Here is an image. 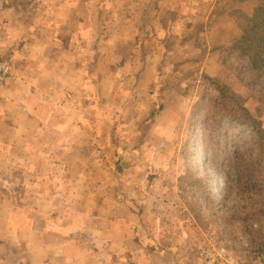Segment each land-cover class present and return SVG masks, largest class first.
Returning a JSON list of instances; mask_svg holds the SVG:
<instances>
[{"label":"crops","instance_id":"1","mask_svg":"<svg viewBox=\"0 0 264 264\" xmlns=\"http://www.w3.org/2000/svg\"><path fill=\"white\" fill-rule=\"evenodd\" d=\"M134 1L117 8L120 0H104L100 11V0H0V62L12 68L0 84V228L12 234L0 239V264H93L100 241L114 242L111 252L120 244L109 223L127 199L117 191L119 175L141 163L144 147L127 155L122 145L110 146L115 129L127 123L116 124L117 112L99 91L117 68L147 66L149 53L161 57L152 63L160 68L164 54L197 47L179 28L187 20L166 9L170 0ZM212 30L219 27L206 22L200 43L211 44ZM112 151H119L114 165ZM108 164L111 182L103 171ZM151 168L142 170L145 178ZM135 194L147 193L138 187Z\"/></svg>","mask_w":264,"mask_h":264},{"label":"rangeland","instance_id":"2","mask_svg":"<svg viewBox=\"0 0 264 264\" xmlns=\"http://www.w3.org/2000/svg\"><path fill=\"white\" fill-rule=\"evenodd\" d=\"M138 1L133 3L137 5ZM103 2H99L100 11ZM259 3L261 0L168 1L166 9L180 13L182 22L187 20V28H179L195 39L197 47L186 54L181 46L183 51L171 52L175 55L169 59L164 54L166 63L160 68L152 63L161 57L149 53L147 66L119 67V75L103 83L99 96H106L109 109L117 112L112 118L116 124L127 123L115 129L110 146L122 145L127 155L144 149L139 151L141 163L135 161L119 175L123 179L117 191L127 199L114 212L117 220L110 217L109 223L113 225L112 236L121 242L112 253L114 242L100 241L93 264H253L264 256L257 255L264 249V229L259 232L264 227V136L260 137L250 125L227 117L218 123L202 120L206 115L221 117L216 109L209 113V99L215 92L210 80L215 79L239 97L264 129L260 87L241 80L240 71L246 70L237 66L245 59L232 51ZM109 7L111 11L114 8L113 4ZM200 12L210 19L202 23ZM206 22L219 27V32L212 30L210 45L200 43ZM161 30L163 36L165 31ZM161 41L160 36L151 46ZM11 65L17 69L15 61ZM156 112L159 117L154 121ZM220 112H225L224 106ZM154 123H158L156 128ZM118 153H108L111 164ZM149 163L152 168L145 178L142 170ZM108 167L104 165L103 171L105 180L111 182L112 169ZM138 187L147 193L145 199L136 196ZM140 204H144L141 209ZM8 236L12 234L0 228V239ZM129 236L132 243H126L131 240Z\"/></svg>","mask_w":264,"mask_h":264},{"label":"trees","instance_id":"3","mask_svg":"<svg viewBox=\"0 0 264 264\" xmlns=\"http://www.w3.org/2000/svg\"><path fill=\"white\" fill-rule=\"evenodd\" d=\"M232 51L233 53L237 51V57L245 59L243 63H238L237 66L240 70H246L245 72L240 71L241 80L247 84H257L260 87L259 91L264 102V0L259 3L254 15L247 18L243 34L232 46ZM233 55L235 56V54ZM210 81L211 87L215 85V92L211 98L209 97V104L211 103L212 107L209 113H212V109H216L218 110L217 115L221 117L216 115L208 117L209 115H206L202 120L205 123L209 121L218 123L219 120L227 117L226 119L232 122L250 125L260 137H263L264 129L261 122L250 114L239 97L227 85L221 86L215 79ZM222 106H224L225 112H220ZM259 111L262 112V108ZM261 214H264V209L261 210ZM263 229L264 227L260 228L259 232ZM263 253L264 249L257 255L260 256Z\"/></svg>","mask_w":264,"mask_h":264},{"label":"built area","instance_id":"4","mask_svg":"<svg viewBox=\"0 0 264 264\" xmlns=\"http://www.w3.org/2000/svg\"><path fill=\"white\" fill-rule=\"evenodd\" d=\"M11 74H12L11 66L7 62H0V84L5 83ZM234 264H246V263L236 261ZM253 264H264V256L260 260L254 262Z\"/></svg>","mask_w":264,"mask_h":264}]
</instances>
